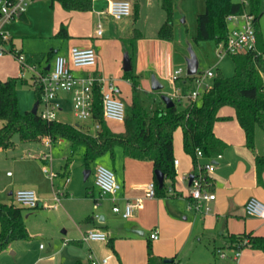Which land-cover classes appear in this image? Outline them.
I'll return each instance as SVG.
<instances>
[{
  "label": "crops",
  "instance_id": "0c3cea01",
  "mask_svg": "<svg viewBox=\"0 0 264 264\" xmlns=\"http://www.w3.org/2000/svg\"><path fill=\"white\" fill-rule=\"evenodd\" d=\"M111 1L94 0L93 8L89 12H70L66 11L57 2L33 0L21 18L3 25L2 31H6L5 34L9 36V41L6 42L5 46L9 50L13 48V50L23 53L29 63L38 65L39 69L42 70H47L49 66H52L57 56H68L70 49L73 47L92 48L98 55V64L94 69L95 73L105 77H107L106 74L116 75L117 77L113 78L118 90L119 83L131 85L128 80L126 82L121 79L126 73L123 70L124 54L129 53L128 48L123 44V40L132 38L134 34L139 36L131 60L132 69L134 72L137 70V74H140L138 76L142 79L145 72L144 67L142 68L139 65V57L142 58V52L138 51L137 63L134 62V59L137 56V47L139 46L141 49L147 36L137 29L131 16L115 20L108 14H103V12H107ZM129 1H131L133 9L138 7L137 2ZM156 18L157 21L160 19L158 21L160 29L164 23V16L160 13L159 17ZM99 23L102 24L103 28L101 36L97 35ZM62 26L66 28L70 36L68 39L62 40L57 37ZM156 30H158V27L155 28ZM161 43L169 42L161 41ZM50 52L52 56L48 58ZM216 52L218 54V47ZM3 57L4 55L1 58ZM176 59V56L172 57L174 65ZM14 60L16 61L15 58ZM17 64L20 67L18 62ZM85 73L84 71L78 72L79 75ZM31 77L32 74L30 73L27 74L25 79L31 82ZM180 79L184 87L189 85L190 79L185 78V73ZM209 80H207V83L212 85L208 82ZM59 99L63 105V112L59 114L61 115L65 113L67 108L71 107V96L60 95ZM123 101L126 106H130L132 96L131 100ZM155 105L166 107L163 102L162 104L156 102ZM226 108L230 107H225L219 112V116L225 118V120L218 121L214 126L216 137L226 144L225 149L219 154L222 158L216 160L217 155L212 159L201 158L197 160L201 165L209 161L215 164V170L210 174V178L216 200L210 204L211 212L209 214H197L187 209L190 201V177L197 170L192 157L180 146L177 147L175 142L174 157L175 161H178V164L175 165L176 178L173 183L165 178L164 185L167 186V195L163 198L158 196L154 198L146 197L147 186L154 182L155 171L152 162L129 158L119 147L115 149L113 156L107 154L92 165L94 175L91 173L88 180H84L85 185L78 182L75 184L69 172L63 176L60 173H55L57 176L51 179L49 174L44 172V169L48 168L45 166L42 174L50 180L51 190L49 194V190L46 188V192L43 191L42 185L36 182L30 173L29 177L16 181L14 184L16 188L10 195L13 196L14 200V194L17 190L33 189L38 194L40 205L49 196H55L57 192H60L59 188L62 186L63 191H65L61 192L63 193L62 200L64 197L72 195L76 197L69 204V207L72 209L73 218L77 222L75 225L79 224V226L77 225L78 236L73 237L71 242L83 245L85 242H83V239L81 240V237L88 231L104 232L110 239L109 245L113 255L117 256L121 264H147L149 255L141 250L138 256L134 255L130 258L127 255L125 256V249L123 248L125 244L121 240L115 241L116 235L121 234V238L126 239V243L140 242L143 245L145 242L141 239L137 240L135 237L145 236L147 233V246L151 243L154 257L162 260H174L177 264H264V253L250 248L242 250L239 262L236 263L230 259L234 250L228 249L230 246L229 236L243 234L264 236V223H259V221L264 222V219L249 217L245 212V205L251 198H255L264 204V172L259 173L256 166V158L259 155H264V132L256 130V141L262 145L258 146L255 151L249 149L245 133L236 119L234 109L230 108L234 111L230 113L225 112ZM109 122L106 123L110 128ZM88 123L89 125H85L84 130L91 132L94 123L92 121ZM76 125L80 126V124ZM41 144L44 148L47 147L44 142ZM39 151L41 153L38 154V158L49 164L52 171V161L45 159L49 154L41 151V149ZM100 163H104L105 167L115 173L118 183L122 186L115 196L96 192L95 190V170L97 166L102 165ZM91 176H93V183L92 186H89L88 182ZM7 177L12 178L13 175L7 173ZM60 178L62 179L61 186H56V182ZM67 180L69 181L67 182ZM74 201H78V204ZM138 201L141 202L140 207L135 210L131 218L124 219L122 217L125 224L116 232L117 229L109 224L111 218L109 217V207H111L112 213L117 214L113 211L114 206L123 210L127 202L136 203ZM69 202L71 200H68ZM12 205H16L15 200ZM59 205H62V201ZM93 214H96V216L94 217ZM156 229L159 231V239L152 241L150 235ZM137 232H142L143 235ZM62 233L67 235L68 231L64 230ZM29 235L31 238L30 232ZM86 244L90 253L93 248H98L93 246L94 244L104 245L106 243L89 242ZM218 251L226 252L228 258H220ZM69 253L71 257L68 258V264L85 263V254H77L73 249ZM107 254L109 255V252ZM91 255L92 253L89 258ZM110 257H113L112 253ZM105 258L108 257L102 259ZM89 260L91 262V259ZM107 264H110L109 259Z\"/></svg>",
  "mask_w": 264,
  "mask_h": 264
},
{
  "label": "trees",
  "instance_id": "16d2710c",
  "mask_svg": "<svg viewBox=\"0 0 264 264\" xmlns=\"http://www.w3.org/2000/svg\"><path fill=\"white\" fill-rule=\"evenodd\" d=\"M59 3L66 11L89 12L94 0H48ZM264 0H252L249 15L254 17V27L257 36L256 50L238 55H230L235 65V75L225 77L218 75L213 78L211 87L204 91L197 101L184 111H178L176 104L171 108L153 105L146 107L141 101V90L138 76L134 70L125 73L124 77L132 85V103L127 106L124 121L125 130L116 134L107 126L103 119V110L99 91L96 92V102L93 121L101 124V130L92 134L81 126L71 125L60 121H44L37 113H22L19 109L18 85L27 84V79L13 78L8 81L0 79V151L15 147L13 138L18 135L23 143H42L49 138L52 143L66 140L76 149L82 147L83 164L86 170L107 154L114 155L116 148H121L124 154L136 160L150 161L154 171H160L172 183L176 178L174 157V134L178 129L183 133L184 151L197 163V150L204 158L212 159L219 155L226 144L216 137L214 126L218 121L225 120L219 116L221 109H234L236 119L243 129L249 149L254 148L255 130L264 131V42L258 29L261 13L258 7ZM174 3L175 0H161L166 12V21L158 32V39L164 42L174 40ZM244 3H234L232 0H205V11L197 16L195 42L214 41L218 46H226L230 32L227 18L245 14ZM65 40L70 36L64 26L57 34ZM139 36L134 34L130 39L123 40L131 58ZM3 43V42H2ZM4 44V43H3ZM11 52L15 51L13 48ZM52 53L48 54L51 58ZM199 74V73H198ZM191 81L194 77L189 78ZM37 102L42 99V89L33 85ZM199 102V104H198ZM175 103V102H174ZM162 104V102H161ZM259 173L264 172V156L256 158ZM156 194L166 197L167 186L160 188L154 176ZM213 192L212 185L208 188ZM22 207L0 202V253L7 250L14 241L30 239L26 228ZM230 250L247 249L264 253V236L252 234L231 235ZM246 241V242H245ZM245 242V243H244ZM149 260L147 264H166L165 260L154 257L152 245H148ZM76 264H82L77 262ZM172 264H177L174 260Z\"/></svg>",
  "mask_w": 264,
  "mask_h": 264
},
{
  "label": "rangeland",
  "instance_id": "374dc122",
  "mask_svg": "<svg viewBox=\"0 0 264 264\" xmlns=\"http://www.w3.org/2000/svg\"><path fill=\"white\" fill-rule=\"evenodd\" d=\"M133 1L138 3V7L132 10L131 19L133 23H136L137 29L147 36V39L144 41L145 44L141 49L139 46L137 47V56H135L134 59V62L137 63L138 51H141L142 58L139 57V65L145 69L143 73L144 78L141 79V77H139L140 74H137V70H135L134 73L137 76L139 75L141 101L144 106L151 107L155 105L156 102L160 104L162 102V96H171L176 94L177 91L180 96H189L196 90L194 81L189 80V85L184 87L181 79L177 81L173 80L174 72L179 69H182L185 73V78L187 77L189 47H192L197 56L199 74L212 71L215 76L221 74L225 77H233L235 75V65L232 57L229 55L220 57L216 52L217 45L214 41L195 42L197 28L196 16L205 11V0H175L173 15L174 40L170 43H161L158 39V21L160 19L157 21L156 17H159L161 13L164 16L163 22L166 21V12L162 8L161 0ZM232 1L234 3L243 2L246 13H249L252 0ZM258 11L261 13L258 20V29L264 42V1L259 5ZM156 27H158V30L155 31ZM233 28L234 25L230 23L229 29ZM3 33L7 32L3 31ZM5 45L6 43L2 46V48L5 49L4 57H0V78L4 81H8L13 78H19L21 70L14 58L8 53L9 49L6 48ZM173 56L177 58L175 65L172 63ZM106 76L108 79L117 77L114 74H106ZM123 77H121V79L127 82ZM153 77L164 86L162 91H152ZM208 82L212 84L213 79ZM126 84L119 83L118 93L122 100L128 101L131 100L132 87ZM18 100L19 109L22 113L32 111L37 99L35 89L31 82L18 85ZM186 100H183L181 103L175 100L178 111H184L191 105V100ZM225 110V112H234L230 108H226ZM59 119L61 122L71 125L80 124L83 129H85V125H89L88 122L78 121L73 114L72 107L67 108L65 113L59 115ZM108 124L115 133L124 132L123 123L112 121ZM2 126L3 121L0 120V128ZM91 128V133H96L93 127ZM256 130L261 129L256 128ZM261 131L264 132L263 130ZM13 141L15 143L13 149L0 151V202L12 205L14 200L10 193L16 188L14 184L17 180L29 177L30 173L33 175L35 181L42 185L43 191L46 192L47 188L49 190L48 194L50 193V180L42 174L45 166L50 170V165L38 158V154L41 153L39 149L50 155L52 172L60 173L62 176L69 172L75 184L78 182L85 185L84 172L86 168L82 161L84 148L80 147L73 153L70 143L66 140H57L51 145V148H44L41 143H23L18 135L14 136ZM174 142L177 147L180 146L182 150L184 149L183 133L181 129L175 132ZM260 145L262 144L257 142L255 138L253 150L255 151ZM262 156L264 155H259L258 157ZM67 159L69 161H66ZM100 164L105 166L104 163ZM7 173H10L13 177H7ZM92 175H94V171ZM61 183L62 179L60 178L57 180L56 186H61ZM92 183L93 176H91L88 185L92 186ZM59 190L60 192H65L62 186ZM95 190L96 192H101V188L98 186H95ZM54 198L55 196L53 195L51 197L49 196L43 201V204H40L36 209H23L24 222L32 237L28 241L12 242L7 250L0 254V264H68V258L71 257L69 251L72 249L77 254L86 255L84 264H91L89 260V255L91 253L97 260L108 257L107 259H109L110 264H121L117 256L113 255L109 244H94L93 246L98 248H93L89 253L86 243H83V245L76 242L72 243L71 240L73 237L78 236L77 227L79 224L75 225L77 222L73 218L72 209L69 207V204H71L72 200H75L76 197L74 195L64 197L62 205H57ZM68 200H71V202L68 203ZM75 202L78 204V201H74V203ZM109 211V217H111L109 224L115 227L117 232L119 228L123 227L125 221L122 219L121 215L112 213L111 207H109ZM93 216L95 217L96 214H93ZM259 223L261 224L264 222L259 221ZM64 230L68 231L67 235H63L62 232ZM147 235L148 233L145 234V236L135 237L137 240H143L145 242L143 245H141L140 242L126 243V239H122L121 234L116 235L115 241L121 240V242L125 244L123 245L125 256L127 255L130 258L134 255L138 256L141 250H144L148 254ZM82 239L83 236L81 237V240ZM107 252H109V255ZM111 253L113 256L112 258L110 257Z\"/></svg>",
  "mask_w": 264,
  "mask_h": 264
},
{
  "label": "built area",
  "instance_id": "2783aa9c",
  "mask_svg": "<svg viewBox=\"0 0 264 264\" xmlns=\"http://www.w3.org/2000/svg\"><path fill=\"white\" fill-rule=\"evenodd\" d=\"M33 0H0V57L5 53L2 48L3 43L9 41V36L2 31L4 24L18 20L26 13L29 5ZM133 5L129 0H112L109 4L107 12L115 20H121L129 17L132 14ZM227 22L234 25L230 29L226 46H218V55L220 57L227 55L246 54L256 50L257 36L254 27V17L245 13L243 15H234L227 18ZM103 34L102 24L97 26V35ZM3 42V43H2ZM16 61L20 64L21 75L20 78L25 79L27 74H32V85H38L42 89V99L38 107V114L47 122L60 121L59 114L63 112V105L59 99L60 95L71 96V107L74 116L80 122H93L94 130L96 132L101 130V124L93 121V114L96 102V92L99 91L102 102L103 119L106 122L114 121L124 123L127 115V106L125 102L119 97V90L115 83V79L111 77L108 79L105 76L95 73L94 69L98 64V55L92 48H78L70 49L68 56H57L49 70L39 69L40 67L28 62L27 57L18 51H8ZM86 72L84 75H79L78 72ZM184 74L182 69L174 72L173 80H179ZM188 78H191L187 75ZM194 77L196 90L189 96H180L178 93L172 95L170 98L175 102L181 103L183 100L189 99L197 101L201 94L208 90L211 85L207 80L215 77L212 71L204 74H197ZM47 147L51 148L53 144L49 138L43 140ZM198 160L203 157L202 152L197 150ZM218 155L216 160L221 159ZM46 160H51L50 155L45 157ZM178 161L174 162L177 165ZM196 173L190 181V201L187 209L197 214H209L211 212L210 204L216 200L214 192L208 188L212 185L210 174L215 170V164L212 161L201 165L198 161L196 163ZM50 178L57 176L48 168L44 169ZM69 180H67L68 182ZM95 185L101 188L103 194L117 195L122 186L118 183L115 173L105 166L99 165L95 170ZM156 185L154 182L147 186L146 197H156ZM63 193L57 192L55 194V201L57 205L61 204ZM16 205L27 208L36 209L39 206L40 199L38 194L33 189H20L14 194ZM141 202H127L125 208L114 206L113 211L120 214L124 219H129L134 215L135 210L140 207ZM245 212L249 217L264 219V204L255 198H251L245 205ZM150 239L157 241L159 239V231L154 230ZM83 242H103L110 243L108 235L104 232L91 230L83 235ZM246 242V241H245ZM244 242V243H245ZM218 255L222 259H227L226 252L218 251ZM242 255V250L237 249L233 251L232 259L234 262H239ZM91 264H107L108 259L97 260L94 256H90Z\"/></svg>",
  "mask_w": 264,
  "mask_h": 264
},
{
  "label": "water",
  "instance_id": "95a60500",
  "mask_svg": "<svg viewBox=\"0 0 264 264\" xmlns=\"http://www.w3.org/2000/svg\"><path fill=\"white\" fill-rule=\"evenodd\" d=\"M189 51V58L187 59V75L190 77H193L195 75L198 74V69H199V64H198V59L197 56L194 52V50L192 49V47H189L188 49ZM50 69V66L47 68V70ZM123 70L127 73L130 72L132 70V60H131V56L130 54L127 52L124 54V60H123ZM163 89L162 84L155 78H152V90L155 92L161 91ZM162 102L165 104L166 108H171L175 105V103L173 102V100L169 97V96H162ZM38 107H39V103L36 102L33 109H32V113L34 115H36L38 113ZM76 127H79V125H76ZM92 173V170L88 169L85 170L84 172V180L87 181L88 178L90 177ZM155 176L157 179V182L160 186V188H163L164 183H165V176L163 173H161L160 171H155ZM192 177H190V181L192 180ZM141 235H143L142 232H137ZM173 260H165L166 264H172Z\"/></svg>",
  "mask_w": 264,
  "mask_h": 264
}]
</instances>
